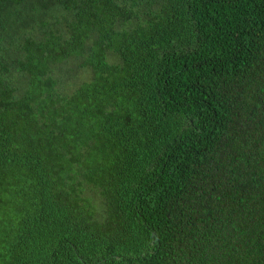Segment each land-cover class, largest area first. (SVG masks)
I'll return each mask as SVG.
<instances>
[{"label":"trees","instance_id":"obj_1","mask_svg":"<svg viewBox=\"0 0 264 264\" xmlns=\"http://www.w3.org/2000/svg\"><path fill=\"white\" fill-rule=\"evenodd\" d=\"M0 264H264V0H0Z\"/></svg>","mask_w":264,"mask_h":264}]
</instances>
